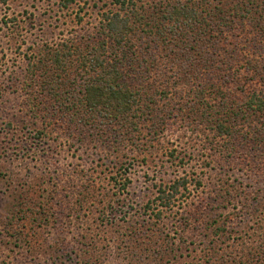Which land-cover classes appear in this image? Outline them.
<instances>
[{
    "label": "rangeland",
    "instance_id": "rangeland-1",
    "mask_svg": "<svg viewBox=\"0 0 264 264\" xmlns=\"http://www.w3.org/2000/svg\"><path fill=\"white\" fill-rule=\"evenodd\" d=\"M64 1L0 0V264H196L201 256L202 264L206 257L221 264L240 249L256 252L264 156L256 163L245 156L224 162L211 154L204 139L210 132L196 117L202 105L175 92L184 86L175 75L176 43L197 41L216 58L210 41L226 21L227 31L238 30L232 19L241 1L72 0L63 7ZM178 2L195 10L196 21L169 36L173 22L162 23L157 9ZM262 6L253 5L250 15L264 21ZM118 12L133 32L122 47L145 61L158 89L168 85L169 108L174 103L165 126L151 135L150 122L141 121L130 140L117 125L93 128L99 119L90 111L82 110L78 121L69 117L50 86L58 80L56 93L77 92L80 59L93 57L96 48L100 56L119 53L102 27L103 15ZM234 32L218 45L219 55L240 41L241 31ZM55 50L71 53L63 72L49 68ZM244 77L222 89L241 96L236 86ZM183 180L186 188L162 205L161 191ZM218 226L224 233H216Z\"/></svg>",
    "mask_w": 264,
    "mask_h": 264
},
{
    "label": "trees",
    "instance_id": "trees-1",
    "mask_svg": "<svg viewBox=\"0 0 264 264\" xmlns=\"http://www.w3.org/2000/svg\"><path fill=\"white\" fill-rule=\"evenodd\" d=\"M6 1L2 0V2ZM240 1L241 6L238 5L240 8L234 11L235 18L232 19L238 22L235 24L238 30L227 31L231 21H226L220 25L221 27L217 29L216 35L210 41V50L216 58L209 55L208 51L206 52L208 47L202 44L201 48L197 41L193 40V45L185 42L176 43L177 49L173 53L178 55L177 63L180 67L175 75L179 74L178 78L182 79L184 86L179 87L175 92L189 99L191 97L190 100L197 99L194 104L202 105V112L196 117H199L198 122H202V130L210 132V134H204V139L209 141L211 154H218L224 162L236 161L245 156V161L256 163L260 156H264V21L250 14L252 6L256 3L262 4L264 10V0L260 3L258 0ZM71 2L72 0L64 1L63 7H67ZM238 2L239 0L236 4ZM122 9L125 10V7L122 6L120 10ZM161 9H157L158 14L160 13L163 18L161 22L171 21L174 25L167 28L169 36L174 35V28H178L181 24L196 21L195 10L185 2H178L169 9L165 8V11ZM154 13L149 18L152 24L158 16L156 12ZM129 20L121 17L119 12L103 15V35H107L113 43L117 44L119 53L111 51L107 55L100 56L101 53L96 48L93 51L96 52L92 55L93 57L80 59V71L76 77L82 87L78 86L77 92L57 91L56 93L59 87L56 86L58 80L54 83L55 86L50 85L53 89L57 87L53 96L58 97L64 104L63 110L67 114L70 113L69 117L76 115L78 121L79 116H82V110L90 111L95 118L99 119L93 128H97L102 123H106L105 126L117 125L130 132L126 131L128 139L133 130L138 131V124L141 121L150 122L151 127L148 131L151 134L155 126H165V121L174 114L172 112L173 100L171 101L173 105L169 108L171 93H169L168 85L166 84L164 89H158L150 77L153 72L146 68L145 61L135 52L126 51L127 46L122 47L123 40L127 39V33H133L128 24ZM247 20L250 27L245 28ZM234 31H241L242 37L239 42L242 44L235 42L231 52L223 46L226 55L224 57L219 55L218 45L220 42H226V35L234 34ZM151 32L150 29L149 33ZM169 36H165L164 44L169 43L167 40ZM102 45L100 43V47H104ZM70 56L71 53L66 54L59 50L51 52L49 68L56 71L60 69L63 72L64 65ZM196 59H198V64L195 63ZM240 77L246 78L245 82L236 86L242 93L241 96L237 97L231 91L222 89V86ZM186 87V93H184ZM41 88H49L48 82L43 83ZM206 91L209 94L218 92L219 95L209 99L204 96ZM174 116L176 119L177 115ZM117 136L119 137L118 142H121L119 141L121 136L118 133ZM186 184V180L175 182L166 192L161 191L162 196H159L158 200L162 205L168 206L171 198L179 194L181 188L185 189ZM197 184L200 185V182ZM222 224L224 226V223ZM259 227L263 234L261 232L262 240L256 246V252L245 251L243 248L234 257L225 255L227 260H222V262L225 264H264V221L259 223ZM224 231V227H216V233H224ZM207 262H210V257H206L204 264H208ZM196 264H202V256Z\"/></svg>",
    "mask_w": 264,
    "mask_h": 264
}]
</instances>
